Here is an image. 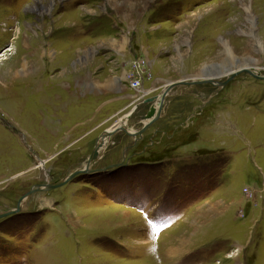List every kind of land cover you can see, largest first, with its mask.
I'll use <instances>...</instances> for the list:
<instances>
[{
	"label": "rangeland",
	"instance_id": "obj_1",
	"mask_svg": "<svg viewBox=\"0 0 264 264\" xmlns=\"http://www.w3.org/2000/svg\"><path fill=\"white\" fill-rule=\"evenodd\" d=\"M117 2L0 0V213L87 166L104 130H138L166 90L172 100L91 168L123 165L0 218V264H264V150L217 130L224 111L264 101L248 72L264 77V0ZM216 155L213 169H185ZM190 183L213 188L188 206Z\"/></svg>",
	"mask_w": 264,
	"mask_h": 264
},
{
	"label": "water",
	"instance_id": "obj_2",
	"mask_svg": "<svg viewBox=\"0 0 264 264\" xmlns=\"http://www.w3.org/2000/svg\"><path fill=\"white\" fill-rule=\"evenodd\" d=\"M248 72L257 77V78H264L263 76H258L257 74H254L252 71L248 70ZM233 75V74H232ZM232 76H230L231 78ZM229 78V79H230ZM228 80V78H227ZM226 80V81H227ZM226 81H222L220 84H225ZM168 94V90H166L162 95H161V98H160V103L158 106H153L150 111L148 112V114L146 115V121L144 122V124L142 125L141 128H139L138 130H133L132 131H129L127 129V127H125L124 125H119L118 123L116 124L117 126H113L109 129H106L102 132V134L100 135V137L98 138V140L96 141L95 143V146L92 150V153L90 154V157H89V161L87 162V166H85L84 168H79V169H76L74 170L71 174H69L66 178H64L62 181L60 182H56V183H49V184H46L44 185L42 188V186L40 185H36V186H33L22 198H26L27 196L31 195L33 192L37 191V190H40V189H43V190H46V189H55V188H58V187H61L63 185H65L67 182H69L70 180H72L75 176H77L78 174L80 173H87V172H91V171H94L92 170L91 166L99 159L100 157V151L102 149V147L108 142V140L113 136L115 135L116 133H118L119 131H125L126 133H128L129 135L133 136L134 137V143H136L140 137L144 134V132L149 129L151 127V125L157 120L159 119L160 117L163 116V109L165 107V105L171 101V98H168L167 96ZM130 145H128L129 147ZM104 148V147H103ZM127 148V147H126ZM123 163H115V164H112V165H109V166H105L103 167L102 169L100 170H96V171H103V170H107V169H110V168H114V167H118L119 165H122ZM21 211V207H20V203L19 205L17 206V208L15 209V211H11V212H6V213H0V218H3V217H6L14 212H19Z\"/></svg>",
	"mask_w": 264,
	"mask_h": 264
},
{
	"label": "crops",
	"instance_id": "obj_3",
	"mask_svg": "<svg viewBox=\"0 0 264 264\" xmlns=\"http://www.w3.org/2000/svg\"><path fill=\"white\" fill-rule=\"evenodd\" d=\"M117 1L119 0H116V3H118ZM171 102L172 100L166 104V107L163 110L162 117H164V115L168 112V107H169V104H171ZM227 111H229L231 114H234L233 118L235 120V125L232 124L230 125V127L227 126L228 124L226 123ZM227 111L223 112L224 116H221L220 114V118H219L220 122H219L217 130H219L221 133L224 132V134H230V133L232 134L231 131L230 133H227L228 132L227 130H230V129L236 130L235 134L238 135L241 138V140L244 141V145L251 147L252 150H254V152L258 156H260V150H264V101H262L261 104H259L256 107L255 111L252 110L251 108H243L240 111L238 110H235V111L227 110ZM222 121H224V123H222ZM233 144L234 143L228 142L225 139V142H224L225 146L229 145V148L232 149ZM258 147H260V149H258ZM123 215L126 216L128 215V213L126 212ZM74 220L75 219H72V221ZM80 220H82V218L80 217L76 219V221H79V222ZM186 220H189V218ZM183 240L184 241L186 240L185 244H187L186 243L187 238H182V240L180 239L179 243L176 246H173L174 249L176 248L175 255H177V253L181 251V249H184L183 244H182L184 243Z\"/></svg>",
	"mask_w": 264,
	"mask_h": 264
},
{
	"label": "trees",
	"instance_id": "obj_4",
	"mask_svg": "<svg viewBox=\"0 0 264 264\" xmlns=\"http://www.w3.org/2000/svg\"><path fill=\"white\" fill-rule=\"evenodd\" d=\"M223 156V155H222ZM224 157V156H223ZM212 160H213V163L216 165L217 163H218V158H217V155L216 156H212L211 157V159H204L203 161L202 160H199L198 159V163L197 164H192V165H187V166H185L186 168L185 169H188L187 171H193V170H195V169H192L193 167H195L196 169H201V170H203L204 168H206V167H209V169H213L212 167H210L209 166V164H211L212 163ZM203 163H201V162ZM199 162H200V164H199ZM206 162H207V164H206ZM202 164V165H201ZM208 165V166H207ZM216 166H219V164H217ZM215 166V167H216ZM181 170H182V168H181ZM181 170L179 171V172H181ZM184 170V169H183ZM214 175L212 174V177H213ZM214 178V177H213ZM204 182H205V180H204ZM199 184H196V183H190L189 184V187L190 188H192L190 191L192 192V193H188V197H189V201L186 203V204H188V206L189 205H192L193 203H195L198 199H200L199 197L201 196V195H203V194H205V193H207V192H209V191H211L212 190V188H213V185H210V186H207V187H205V186H200V190H206L205 192H203V193H200L199 195H197V193L198 192H196L197 190H198V188H199ZM177 193V192H176ZM168 199H170V200H172L171 199V197H169ZM166 200V201H165ZM164 200V203H163V205H162V208L164 209V210H166V211H169V210H174V209H179V208H181V206L179 205V206H174L175 205V202H173L172 203V201H168L167 202V199H165ZM166 202V203H165ZM184 207H186V206H184ZM184 207H182V209L184 208Z\"/></svg>",
	"mask_w": 264,
	"mask_h": 264
},
{
	"label": "bare ground",
	"instance_id": "obj_5",
	"mask_svg": "<svg viewBox=\"0 0 264 264\" xmlns=\"http://www.w3.org/2000/svg\"><path fill=\"white\" fill-rule=\"evenodd\" d=\"M202 13H203V12H202ZM26 37H27V36H26ZM24 41H25L26 44H28L27 39H24ZM225 49H226V47H225ZM230 53H231V52H230ZM25 65L29 67L28 70L31 69V68L34 66L33 62L31 63L30 61H28V62L25 61ZM30 65H31V66H30ZM228 70H229V68H228ZM249 70L252 71L254 74L258 73V72H254L253 69H249ZM237 72H238V71H237ZM228 78H229V77H228ZM83 79H87V78L84 77ZM215 83H216V82H215ZM85 85H86V84H85ZM169 97H170V96H169ZM169 97H168V98H169ZM106 144H107V143H106ZM106 144H105V145H106ZM105 145H104V146H105ZM104 146H103V147H104ZM103 147H102V148H103ZM84 167H85V166H84ZM43 186H44V185H43ZM43 186H42V188H44ZM42 190H43V189H42ZM27 197H28V196H27ZM25 199H26V198L22 199V201H21V203H20V207L23 206V203H24V200H25ZM217 211H218V210H217ZM125 213H126V212H125ZM125 213H123V214H125ZM118 214H119V212H118ZM107 220H108V219H107ZM125 220H126V219H125ZM206 223H207V222H206ZM200 227H201V226H200ZM195 229H198V226L195 227ZM195 229H194V231H195ZM181 240H182V239H181ZM183 241H184V240H183ZM184 242H185V241H184ZM175 249H176V248H175ZM175 249H174L173 247H170V248L167 250V254H168V255H172V256L175 255V254H176V250H175Z\"/></svg>",
	"mask_w": 264,
	"mask_h": 264
},
{
	"label": "flooded vegetation",
	"instance_id": "obj_6",
	"mask_svg": "<svg viewBox=\"0 0 264 264\" xmlns=\"http://www.w3.org/2000/svg\"><path fill=\"white\" fill-rule=\"evenodd\" d=\"M122 165H123V164H122ZM120 166H121V165H119L118 167H120ZM104 167H105V166H104ZM118 167H117V168H118ZM114 168H116V167H114ZM92 170H94V171L87 172V173H95V172L98 173V172H99V171H96L97 169H92ZM103 171H106V170H103ZM17 214H18V213H17Z\"/></svg>",
	"mask_w": 264,
	"mask_h": 264
}]
</instances>
